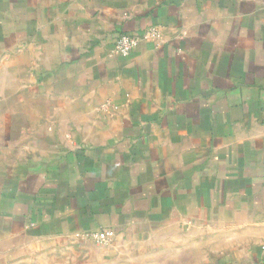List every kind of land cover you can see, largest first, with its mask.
Segmentation results:
<instances>
[{
	"label": "crops",
	"instance_id": "obj_1",
	"mask_svg": "<svg viewBox=\"0 0 264 264\" xmlns=\"http://www.w3.org/2000/svg\"><path fill=\"white\" fill-rule=\"evenodd\" d=\"M61 242L264 264V0H0V264Z\"/></svg>",
	"mask_w": 264,
	"mask_h": 264
},
{
	"label": "rangeland",
	"instance_id": "obj_2",
	"mask_svg": "<svg viewBox=\"0 0 264 264\" xmlns=\"http://www.w3.org/2000/svg\"><path fill=\"white\" fill-rule=\"evenodd\" d=\"M99 243L98 241H91L90 243H83L84 247L80 243L74 242H61L60 245L53 244L48 246H36L34 251L36 254H29L24 258H19L16 262L7 264H79L80 257L77 254H71L72 251L78 253L74 248H87V251L91 252L93 248ZM83 258V257H82Z\"/></svg>",
	"mask_w": 264,
	"mask_h": 264
},
{
	"label": "built area",
	"instance_id": "obj_3",
	"mask_svg": "<svg viewBox=\"0 0 264 264\" xmlns=\"http://www.w3.org/2000/svg\"><path fill=\"white\" fill-rule=\"evenodd\" d=\"M152 35L156 32L152 31ZM139 44V39L134 36L122 35L120 36L115 45V51L118 56L128 57L137 49ZM112 233L109 231H102L94 235L95 240L98 242H107L111 237Z\"/></svg>",
	"mask_w": 264,
	"mask_h": 264
}]
</instances>
